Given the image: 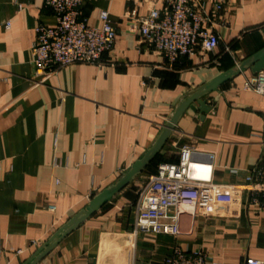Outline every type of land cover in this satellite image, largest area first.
Returning <instances> with one entry per match:
<instances>
[{
	"label": "crops",
	"instance_id": "1",
	"mask_svg": "<svg viewBox=\"0 0 264 264\" xmlns=\"http://www.w3.org/2000/svg\"><path fill=\"white\" fill-rule=\"evenodd\" d=\"M148 10L143 0H85L88 25L110 14L112 50L100 65L43 79L33 63L35 29L54 27V15L43 0H0V264L29 260L144 156L181 102L264 48V0L226 4L218 48L173 65L140 43L136 19ZM252 75L245 69L205 97L209 113L185 112L151 164L38 264H164L174 246L202 251L208 264L264 260V210L229 192L264 161V96L242 89ZM183 147L212 166L211 182L226 198L181 208L177 237L136 235L144 187Z\"/></svg>",
	"mask_w": 264,
	"mask_h": 264
},
{
	"label": "built area",
	"instance_id": "2",
	"mask_svg": "<svg viewBox=\"0 0 264 264\" xmlns=\"http://www.w3.org/2000/svg\"><path fill=\"white\" fill-rule=\"evenodd\" d=\"M85 0H43L56 19L54 27L39 25L35 29L33 63L36 74L46 79L58 69L76 64L100 65L116 40V27L107 11L100 13L101 26L87 24L82 15ZM149 6L146 15L137 17L141 44L173 65L194 56L198 50L213 52L220 44L217 28L219 16L228 3L240 0H143ZM162 6L158 7V2ZM257 1L263 0H245ZM212 9L209 11V5ZM6 29L11 23L5 24ZM244 91L264 96V71L247 77ZM193 148L183 147L177 163H163L149 178L137 204L135 234L146 233L177 237L181 208L207 207L224 200L211 182L212 166L198 159ZM60 166L55 163V167ZM202 172V174H199ZM58 182V181H57ZM233 195H247L248 204L264 210V161L245 177L242 185L232 186ZM51 211L55 207L50 208ZM175 213H172V211ZM18 253H22L21 251ZM164 264H208L202 251L186 252L174 246ZM244 264H264V260L247 259Z\"/></svg>",
	"mask_w": 264,
	"mask_h": 264
},
{
	"label": "water",
	"instance_id": "3",
	"mask_svg": "<svg viewBox=\"0 0 264 264\" xmlns=\"http://www.w3.org/2000/svg\"><path fill=\"white\" fill-rule=\"evenodd\" d=\"M245 69H250L253 75L264 71V48L238 64L235 68L224 72L208 82L197 91L189 95L174 111L171 119L163 126L157 139L154 141L144 156L137 160L130 169L124 173L112 186L95 196L89 206L72 217L62 226L44 245H42L24 264H38L49 255L57 245L70 233L80 227L85 221L96 214L106 204L111 202L123 189L129 186L160 154L173 134L176 125L185 112L199 110L202 114L209 113L211 108L207 105L205 97L218 91V89L241 74ZM198 105V109L194 106ZM181 145H179L180 147Z\"/></svg>",
	"mask_w": 264,
	"mask_h": 264
}]
</instances>
